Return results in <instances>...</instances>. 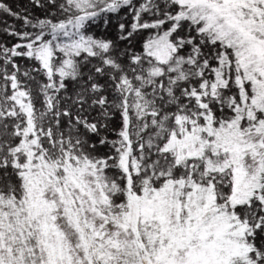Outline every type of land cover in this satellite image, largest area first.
<instances>
[{
  "label": "snow or ice",
  "instance_id": "obj_1",
  "mask_svg": "<svg viewBox=\"0 0 264 264\" xmlns=\"http://www.w3.org/2000/svg\"><path fill=\"white\" fill-rule=\"evenodd\" d=\"M0 264H264V0H0Z\"/></svg>",
  "mask_w": 264,
  "mask_h": 264
},
{
  "label": "trees",
  "instance_id": "obj_2",
  "mask_svg": "<svg viewBox=\"0 0 264 264\" xmlns=\"http://www.w3.org/2000/svg\"><path fill=\"white\" fill-rule=\"evenodd\" d=\"M10 1H16V2H20V3H26L27 2V0H9V3H10ZM12 5V4H11ZM4 19H6L7 20V22L8 23H13L14 21L11 19V18H7V17H5Z\"/></svg>",
  "mask_w": 264,
  "mask_h": 264
},
{
  "label": "rangeland",
  "instance_id": "obj_3",
  "mask_svg": "<svg viewBox=\"0 0 264 264\" xmlns=\"http://www.w3.org/2000/svg\"><path fill=\"white\" fill-rule=\"evenodd\" d=\"M10 3L12 4V6L14 7V8H20L21 7V5L22 4H24V3H18V2H16V1H10Z\"/></svg>",
  "mask_w": 264,
  "mask_h": 264
}]
</instances>
